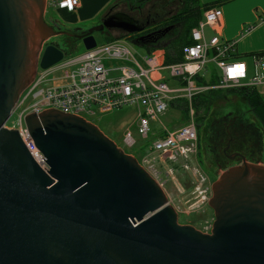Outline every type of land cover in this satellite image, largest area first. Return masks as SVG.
<instances>
[{"label": "water", "instance_id": "1", "mask_svg": "<svg viewBox=\"0 0 264 264\" xmlns=\"http://www.w3.org/2000/svg\"><path fill=\"white\" fill-rule=\"evenodd\" d=\"M44 2L0 0V264H264V167L225 152L228 137L223 153L240 164L211 185L203 234L178 224L158 184L92 123L55 110L24 117L45 171L3 127L35 71L66 55L57 43L42 48L48 38L75 37L89 50L94 33L146 26L115 12L77 36L58 34Z\"/></svg>", "mask_w": 264, "mask_h": 264}, {"label": "built area", "instance_id": "2", "mask_svg": "<svg viewBox=\"0 0 264 264\" xmlns=\"http://www.w3.org/2000/svg\"><path fill=\"white\" fill-rule=\"evenodd\" d=\"M79 0H45L47 9L73 11ZM220 6L213 5L202 12L201 19L190 29V43L181 48L182 61L165 64L161 49L154 48L137 61L127 48L115 40L96 46L82 53L65 57L46 69H37L25 86L10 113L15 111L16 124L3 127L15 130L33 161L42 169L47 166L43 156L32 144L24 126L28 114L55 110L63 114L82 118L91 123L96 114L106 113L123 106L136 109V132L147 139L148 120L165 111L167 104L178 98L187 102V121L173 129H162L161 134L151 140L144 154L137 160L140 167L158 184L165 193L169 205L179 216L197 211L208 201L211 194L206 178L190 164L197 153V127L190 101L196 94L206 90L254 89L264 87V78L258 74L249 75L242 61H232L235 42L212 33L205 34V28L214 29L221 19ZM264 24V15L260 18ZM65 57V58H64ZM122 62L119 67L106 68L102 58ZM254 69L264 71V53L251 56ZM129 63V64H123ZM211 63L217 71V81L209 85H197L195 77L206 71ZM115 72V76H110ZM179 81V87L170 88L165 82ZM201 75V76H200ZM210 75H213L211 73ZM7 121V120H6ZM124 146L135 145L129 131L124 132ZM175 167L190 171V189L185 191L179 184L175 187L176 202L166 189V178L173 179ZM211 223L205 224L200 233L206 234ZM210 233V232H209Z\"/></svg>", "mask_w": 264, "mask_h": 264}, {"label": "rangeland", "instance_id": "3", "mask_svg": "<svg viewBox=\"0 0 264 264\" xmlns=\"http://www.w3.org/2000/svg\"><path fill=\"white\" fill-rule=\"evenodd\" d=\"M202 2L203 1H199L200 5H203ZM109 5L110 7L107 12L110 10L111 12H123L137 20L153 18V16L157 15V19H155V21L153 22V27L155 24H157V26L163 24V22L166 21L167 18L175 15L176 11L181 7V3H179L178 0H113ZM99 14L100 11L93 18L85 21H78L74 26L77 28H81V30H85L98 25L100 23V20L103 18L100 17ZM50 16H54V10H47V12L43 15V18L47 19ZM146 27H149V24L146 25ZM133 34L136 33L128 34L115 29H106L99 33H94L93 36L96 46L105 45V38H116V40H119V42L123 44L133 55V57L140 62L141 57L146 54V48L143 46H138L132 43L131 40L127 39ZM176 34H178L177 29L170 30L166 37V40H173ZM207 34L209 35L210 32L207 31ZM48 39L49 43H57L60 48L65 47V44L62 41L63 37L61 36ZM76 43L77 44L75 45V49L72 51H67L65 57L75 56L84 51L82 46L79 45V42ZM162 53L164 55L163 50ZM236 59L231 60L235 61ZM243 61L248 65L250 64L248 59H244ZM102 63L106 68H108L109 66L119 67L122 64V62L120 61L106 60L104 57L102 58ZM247 69L249 75L258 74L261 78H264L263 71L254 69L252 64L249 65ZM214 72H217L214 69V66L211 63H208L206 65V71L204 73L201 72L200 74H202V76H204L205 78H208L210 77V74ZM162 74L166 77V72H163ZM109 75L115 76L116 73L110 72ZM166 83L169 87L176 85V83L170 81L169 79L166 80ZM256 91L261 94L260 88H257ZM211 94L212 95L210 96V101L208 103V111L203 121L201 122V125L199 126L198 124L197 126V153L194 159H192V162H190V164L194 166V168L206 178L207 183L210 186V190L211 185L221 173L230 168V166L233 167L240 164V160H234L225 163L224 158H222L219 153V148L216 147L218 143L215 144V142H218L219 139H216L217 134H214V129L212 128L211 124H214V122L216 123V121H218L219 117L221 116H232V118L235 119L237 123H242L246 126L251 127V129L255 130L254 127H259L258 121L248 111L243 98L237 96L235 93L224 90H219L218 92ZM16 115L17 112L15 111L8 117L6 121V125L8 127L16 124ZM135 115L136 109L132 106L126 105L120 109H113L106 113L96 114L91 118V123L96 126L99 131H101L108 139H110L116 145V147L122 149L125 154H128L135 158L136 161L140 159V157L144 154L145 148L149 145L152 139H154L162 132L163 128H165L166 130H173L181 126L183 122V117L180 110L172 108L170 104H167L165 111L161 114L156 115L155 120H148V137L147 139H142L136 132ZM198 115L195 117V121L197 120ZM217 127L218 128H216V132L218 131V134L222 133L223 129H219L222 128V124L218 123ZM126 131L130 132L131 136L136 142L135 145L131 147L124 146L122 143V138L124 132ZM240 133L241 131L239 132V134ZM221 137L222 136L219 135V138ZM259 147V145L256 146V148H258L257 153L254 151L255 155H257L258 157H260L259 155H261L263 152V150L259 149ZM251 150L248 148H244L241 153L245 157H248L249 154L254 153L251 152ZM251 160V163L255 162L257 165L264 167L263 163L257 161L259 159ZM190 176V171H184L182 169L180 170L176 167L173 173V179L166 178L165 186L168 192L172 194L174 203L177 200V198H175V187L179 184L185 191L189 190ZM210 196L211 195H209V198ZM212 215V210L207 206L206 201V203H203L197 211H190L186 216H179L177 218V223L180 225H190L194 229L198 230L201 229L205 224L212 223ZM209 232L206 234H209Z\"/></svg>", "mask_w": 264, "mask_h": 264}, {"label": "crops", "instance_id": "4", "mask_svg": "<svg viewBox=\"0 0 264 264\" xmlns=\"http://www.w3.org/2000/svg\"><path fill=\"white\" fill-rule=\"evenodd\" d=\"M111 1L113 0H79L78 6L73 11H67L64 9H54V16H50L48 18H50L51 21L53 20V22L58 21L59 23L67 27H75L74 25L78 21L89 20L93 18L97 13H99V11L100 17H103L109 9V4L111 3ZM198 1H203V4H213L216 6H220L222 15L219 25L214 29L205 28V34L206 36H209L214 33L220 36L221 38L234 41V54L232 53L230 59L237 58L235 61H242L246 65V67H248L252 64V55H260L264 53V24L260 23V18L264 15V0ZM47 10L50 9L44 7V14L47 12ZM207 31L210 32L209 35L207 34ZM157 49L163 50V48ZM244 59H248L250 64L248 65L246 62H244ZM168 79L169 78H167L166 76L164 78V82L166 83V80ZM169 80L176 83L175 86H172L170 88L179 87L180 84L178 80ZM258 88H260L261 93L259 95L264 100V87ZM187 118L188 115L186 116V120L182 122V125L186 123ZM258 126L259 127L257 128L253 125L256 130L257 140L252 143L253 146L251 152L255 151L257 153V145L260 146L259 149H262L263 152L261 155H259L260 157L255 155V152L253 154L251 153L248 157L246 156V159L250 162L252 161L251 159H259L257 161L264 164V131L261 128L260 124H258Z\"/></svg>", "mask_w": 264, "mask_h": 264}, {"label": "trees", "instance_id": "5", "mask_svg": "<svg viewBox=\"0 0 264 264\" xmlns=\"http://www.w3.org/2000/svg\"><path fill=\"white\" fill-rule=\"evenodd\" d=\"M135 1V0H132ZM181 3V7L176 11L175 15L167 18L163 24L157 26V24L152 26L147 31H152L158 28L171 27L177 29L176 36H174L173 40L167 41L165 44H159L158 41H155L153 36H148L139 40L137 34H133L131 37H128V40H131L132 43L143 46L146 48V52L149 53L154 48H163L164 51V63H176L182 61V53L181 48L190 43L189 32L190 29L193 28L196 23L201 19L202 12L207 8L213 6V4H203L200 5L198 0H178ZM173 30V29H172ZM113 38H105L107 42L115 41ZM205 72V71H204ZM203 72V73H204ZM202 75V74H201ZM200 75V76H201ZM218 76L216 72L210 77L205 78L204 76L195 77V82L197 85H209L213 84L217 81ZM258 88V87H257ZM257 88L254 89H227L224 91L235 93L237 96L244 99L248 111L254 116V118L258 121L261 128L264 131V100L256 91ZM219 90H206L200 92L192 97L190 101V105L194 110L195 117L198 115L197 120L195 121L196 127L201 125L207 111H208V103L210 101L211 93H216ZM172 108L179 109L182 113L183 122L186 120L187 116V102L183 98H178L169 102ZM198 129V127H197ZM198 147V146H197Z\"/></svg>", "mask_w": 264, "mask_h": 264}, {"label": "flooded vegetation", "instance_id": "6", "mask_svg": "<svg viewBox=\"0 0 264 264\" xmlns=\"http://www.w3.org/2000/svg\"><path fill=\"white\" fill-rule=\"evenodd\" d=\"M112 13H115V12H111V10H110L104 16H107V15L112 14ZM147 16H148V14H147ZM155 19H157V15L153 16V18H146L144 20H138L139 22H141L145 25L149 24V27L145 26L141 32H138L136 34L138 36L142 37L148 33H152L150 36H153L155 38L156 42L158 41L159 44H165L167 42L166 37H167L168 33L170 32V30H172L174 28L170 27L169 30L166 32H162V29H164V27L158 28V29H155L152 31H147L148 29H150L153 26V22L155 21ZM44 21L49 26H51L53 28V30L55 32H57L58 34L65 33V34L77 36V35H79V33L81 31V28H80V30H78L77 27H67L65 25L61 26V23L56 24L55 22H53V20L51 21L50 18H47V19L45 18ZM61 37H63L62 41L64 42L65 47H63V48L59 47L60 49H62L64 52L72 51L75 49V47H76L75 45L77 44L76 42H78V40L75 37H65L64 35H62ZM48 40L49 39H47L46 41H44L42 43V48L45 45L51 44L48 42ZM218 123L222 124V128H219V129H223L222 133H219V134H218V131L216 132V128H218L217 127ZM211 126L214 129V134L215 135L217 134L216 139H219L218 142H215V144L218 143L216 147L219 148V153H220L221 157L224 158L225 163L226 162L228 163L229 161L239 160L237 155H235V154L226 155L225 153H223L222 146L225 145V143H226L225 140L227 139V137H228L227 144L224 146V151L225 152L236 151L238 154H241V155H243L241 153V151H243L244 148H248L251 150L252 146H253L252 143L255 140H257L256 131L254 129H251V127L246 126L242 123H237L235 121V119L232 118V116H226V117L221 116V117H219V120L216 121V123L214 122V124H211ZM237 130H238V132H237ZM240 131H241V133L239 134ZM219 135L222 137L219 138ZM212 141H213V137H212ZM210 142H211V140H210Z\"/></svg>", "mask_w": 264, "mask_h": 264}]
</instances>
